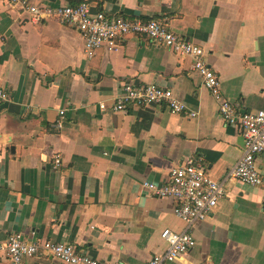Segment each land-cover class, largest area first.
<instances>
[{
  "label": "crops",
  "instance_id": "obj_1",
  "mask_svg": "<svg viewBox=\"0 0 264 264\" xmlns=\"http://www.w3.org/2000/svg\"><path fill=\"white\" fill-rule=\"evenodd\" d=\"M86 1L92 11L159 18L204 49L227 100L264 110V0ZM191 67L189 56L134 35L87 58L75 26L32 23L20 4L0 0V241L20 232L118 264H146L164 251L161 230L186 225L173 214V199L154 196L143 182H166L189 157L223 180L242 152L238 126L222 120ZM125 81L170 88L196 116L158 104L100 110ZM60 110L63 126L55 129ZM256 165L262 183L226 179L217 206L190 228L195 245L170 264H264V153ZM0 264L10 263L0 255ZM20 264L67 263L46 256Z\"/></svg>",
  "mask_w": 264,
  "mask_h": 264
},
{
  "label": "built area",
  "instance_id": "obj_2",
  "mask_svg": "<svg viewBox=\"0 0 264 264\" xmlns=\"http://www.w3.org/2000/svg\"><path fill=\"white\" fill-rule=\"evenodd\" d=\"M11 1L21 5L32 23L53 19L64 25L75 26L83 35L84 54L87 58H91L100 47L116 50L118 39L128 35L154 41L176 54L189 56L192 60V70L200 75L202 85L217 101L222 120L228 125L238 126L242 136V152L223 180L212 179L201 161L189 157L170 169L166 182H143L144 188L154 196L173 199V214L186 225L182 231L169 228L161 230L160 237L166 242V248L153 254L146 264H170L195 245L190 228L195 222L204 220L217 206L224 195L226 179H235L253 186L262 183L256 158L264 153V110H241L225 98L220 78L207 63L205 51L200 45L174 32L159 18L129 19L105 10L92 11L86 0L65 5L29 4L26 0ZM0 97L5 98L6 93L0 91ZM151 104L164 105L171 113L196 116V112L189 110L185 103L178 100L170 88L157 84H135L131 81L122 84L120 94L111 105L101 101L98 106L102 111L109 109L122 112L130 106L143 107ZM63 115L64 110H60L59 118L52 124L53 128H62ZM60 163V156L55 155L53 167L58 168ZM0 255L10 264H20L26 257L46 256H52L67 264H118L95 258L78 250L71 243L42 238L28 239L20 232H12L5 240L0 241Z\"/></svg>",
  "mask_w": 264,
  "mask_h": 264
},
{
  "label": "trees",
  "instance_id": "obj_3",
  "mask_svg": "<svg viewBox=\"0 0 264 264\" xmlns=\"http://www.w3.org/2000/svg\"><path fill=\"white\" fill-rule=\"evenodd\" d=\"M76 4V3H75Z\"/></svg>",
  "mask_w": 264,
  "mask_h": 264
}]
</instances>
